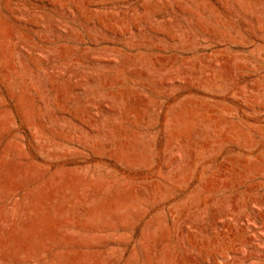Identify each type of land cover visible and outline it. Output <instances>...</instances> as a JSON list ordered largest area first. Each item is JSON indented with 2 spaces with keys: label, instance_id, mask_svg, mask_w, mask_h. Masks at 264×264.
Instances as JSON below:
<instances>
[{
  "label": "rangeland",
  "instance_id": "1",
  "mask_svg": "<svg viewBox=\"0 0 264 264\" xmlns=\"http://www.w3.org/2000/svg\"><path fill=\"white\" fill-rule=\"evenodd\" d=\"M0 264H264V0H0Z\"/></svg>",
  "mask_w": 264,
  "mask_h": 264
}]
</instances>
